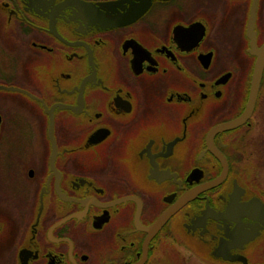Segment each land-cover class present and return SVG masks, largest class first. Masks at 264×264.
<instances>
[{
    "label": "flooded vegetation",
    "instance_id": "obj_1",
    "mask_svg": "<svg viewBox=\"0 0 264 264\" xmlns=\"http://www.w3.org/2000/svg\"><path fill=\"white\" fill-rule=\"evenodd\" d=\"M0 264H264V0H0Z\"/></svg>",
    "mask_w": 264,
    "mask_h": 264
},
{
    "label": "rangeland",
    "instance_id": "obj_2",
    "mask_svg": "<svg viewBox=\"0 0 264 264\" xmlns=\"http://www.w3.org/2000/svg\"><path fill=\"white\" fill-rule=\"evenodd\" d=\"M14 146H15V149H16V150H19L21 144L15 143ZM15 154H18V151H15ZM8 177H9V173L5 172L4 175H3V178H4V179H7Z\"/></svg>",
    "mask_w": 264,
    "mask_h": 264
},
{
    "label": "water",
    "instance_id": "obj_3",
    "mask_svg": "<svg viewBox=\"0 0 264 264\" xmlns=\"http://www.w3.org/2000/svg\"><path fill=\"white\" fill-rule=\"evenodd\" d=\"M262 68H263V66H262ZM258 72H259V73H258L257 81H260V77H261V73H260V72H261V71L258 70ZM168 217H169V215H166V216L164 217V220H165V221L168 220ZM164 220H163V221H164ZM163 221H160V223H162Z\"/></svg>",
    "mask_w": 264,
    "mask_h": 264
}]
</instances>
